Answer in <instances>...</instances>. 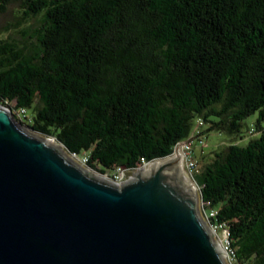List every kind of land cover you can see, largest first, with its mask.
<instances>
[{
  "label": "trees",
  "instance_id": "16d2710c",
  "mask_svg": "<svg viewBox=\"0 0 264 264\" xmlns=\"http://www.w3.org/2000/svg\"><path fill=\"white\" fill-rule=\"evenodd\" d=\"M12 4L22 38H0V104L90 169L170 156L198 119L243 140L258 113V136L193 177L235 259L264 264V0H0V14Z\"/></svg>",
  "mask_w": 264,
  "mask_h": 264
},
{
  "label": "water",
  "instance_id": "95a60500",
  "mask_svg": "<svg viewBox=\"0 0 264 264\" xmlns=\"http://www.w3.org/2000/svg\"><path fill=\"white\" fill-rule=\"evenodd\" d=\"M180 160L97 179L0 104V264H225Z\"/></svg>",
  "mask_w": 264,
  "mask_h": 264
},
{
  "label": "rangeland",
  "instance_id": "374dc122",
  "mask_svg": "<svg viewBox=\"0 0 264 264\" xmlns=\"http://www.w3.org/2000/svg\"><path fill=\"white\" fill-rule=\"evenodd\" d=\"M20 16H21V9L19 8V6L17 4L10 5L7 13L0 14V38L13 37L15 40H21L22 36L20 35L19 29L22 27L13 26L17 22L21 21ZM6 28H8V29H6ZM29 113H30V117H32V111L31 110H29ZM257 116H258V113L256 112L244 120V122H243L244 127L242 130L243 131L242 134H245V135H244L243 140H241L242 137L239 135H233V134H229L227 132L222 133V132H218L215 130L210 131V132H206V128H207L206 126L200 127L199 131L202 132V134L195 137L191 143V153L194 157H196V159L198 161V169L200 170L205 163L209 162L212 159L214 151L221 150L222 148H224V147H226V146H228L234 142H238L241 144H247L248 141L252 137L258 136L257 133L255 135H251L248 133V128L256 122ZM18 122L20 123L21 128L27 134H29L31 136H37L40 138L44 137V135L33 131L31 128H29L25 124V123L30 124V121H25V123H22L18 120ZM195 122H196V120H195ZM262 125L264 126V121L262 122ZM200 140H203L204 144H200ZM55 141L57 142V144H60L63 146V144L58 142L56 139H55ZM56 149H57L58 153H62L59 148H56ZM64 149L66 150L67 154H69L70 157H72V156L73 157L71 160L69 158V156H67L66 154H63V153H62V157L65 160L68 159V161H71V162L74 161L73 163H75L76 167H78L80 170H82V172H85L88 175L94 176L97 179H99V176H100L102 178H105L108 181H112L114 171H108L106 174H102L101 172H99L97 170L90 169L84 163L83 156L73 155L65 147H64ZM168 157L169 156L164 157V158H168ZM147 167H148V165H147ZM185 172H187L188 176H190L197 185V193L199 195L198 210H199V214L201 216L202 221L207 226V228L210 230L211 237H212L213 241L216 242L217 246L219 245L220 242H221V244H224L225 242H224L223 229H217L215 232L212 231L213 229L211 230V228H213V227L210 225V223H209V221L205 215L206 208L204 207L203 202L201 201L199 185L194 180V177L191 174H189L188 171L185 170ZM132 173L133 172H130L128 175H126V178H127L126 180H128L130 178ZM223 261L225 264H231L230 258L228 257V255L226 253H225V256H223Z\"/></svg>",
  "mask_w": 264,
  "mask_h": 264
},
{
  "label": "built area",
  "instance_id": "2783aa9c",
  "mask_svg": "<svg viewBox=\"0 0 264 264\" xmlns=\"http://www.w3.org/2000/svg\"><path fill=\"white\" fill-rule=\"evenodd\" d=\"M6 106L11 110V113L13 114V116L16 119L22 121V120H24V118H27V117L29 118L27 108H25V107H11L8 105H6ZM203 126H204L203 120L198 119L196 122L195 128L192 131V133L190 134V136L187 139L182 140L177 144V145H179L178 152H180L179 155L181 157V162L183 164V168H185L184 170L188 171L189 174H191L192 176L194 173H196L198 171V161H197L196 157H194L191 153V143L195 137L199 136L197 134L200 133L199 129H200V127H203ZM200 144H204V141L200 140ZM73 155H76V154H73ZM172 155L173 156L175 155L174 151L169 157H172ZM86 160H87V158L83 157L84 163H86ZM151 162L152 161H146L143 159L141 165L139 167L135 168L134 170H132V172L140 169L143 166H147ZM126 175H128L127 170L125 168L118 167L117 170L113 174L112 182L120 184L127 179ZM216 213L217 212L214 209H210V210L205 211V215H206L210 225L213 227L211 229H213L214 232L217 229H223L224 242H225L223 245L225 247L226 254L230 258L231 264H252L250 262H238L235 259L234 251L229 246L228 229L221 224H215V223L210 222V220H209V218L213 217Z\"/></svg>",
  "mask_w": 264,
  "mask_h": 264
},
{
  "label": "bare ground",
  "instance_id": "6f19581e",
  "mask_svg": "<svg viewBox=\"0 0 264 264\" xmlns=\"http://www.w3.org/2000/svg\"><path fill=\"white\" fill-rule=\"evenodd\" d=\"M42 139H44V142L54 148H59L61 150V152L63 154H66L67 156H69V154H67L66 150L64 149V147L60 144H57V142L55 141V139L49 138L46 139L45 137H43ZM180 152L176 153L174 156L172 157H168V158H163V159H158L154 162H152L150 164L149 167H147L146 169H144V173H149L157 168H159L162 165H166V164H171L173 162V160L180 156L179 155ZM73 157V156H72ZM72 157L69 156V158L72 160ZM74 162V161H73ZM172 167L170 168V172L173 173L172 171ZM179 175H181L184 179L185 185L190 189V191L193 193V198L196 200V202L199 201V195L197 193V185L196 183L193 181V179L188 176L187 172H185L184 168H183V164L181 162V160L179 161ZM104 177V176H103ZM212 230V229H211ZM214 232V230H212ZM219 252L225 256V247L223 246V244H221V242L219 243V245L217 246Z\"/></svg>",
  "mask_w": 264,
  "mask_h": 264
}]
</instances>
